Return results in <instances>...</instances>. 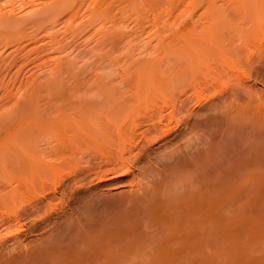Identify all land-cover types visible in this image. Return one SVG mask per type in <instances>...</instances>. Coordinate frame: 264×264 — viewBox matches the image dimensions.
Wrapping results in <instances>:
<instances>
[{"label": "rangeland", "instance_id": "obj_1", "mask_svg": "<svg viewBox=\"0 0 264 264\" xmlns=\"http://www.w3.org/2000/svg\"><path fill=\"white\" fill-rule=\"evenodd\" d=\"M0 264H264V0H0Z\"/></svg>", "mask_w": 264, "mask_h": 264}, {"label": "bare ground", "instance_id": "obj_2", "mask_svg": "<svg viewBox=\"0 0 264 264\" xmlns=\"http://www.w3.org/2000/svg\"><path fill=\"white\" fill-rule=\"evenodd\" d=\"M33 1H31V3H32ZM43 3H41V5H42Z\"/></svg>", "mask_w": 264, "mask_h": 264}]
</instances>
